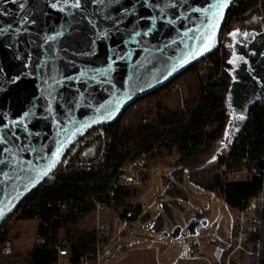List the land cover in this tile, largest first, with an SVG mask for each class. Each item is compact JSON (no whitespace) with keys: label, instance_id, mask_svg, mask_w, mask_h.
<instances>
[{"label":"water","instance_id":"obj_1","mask_svg":"<svg viewBox=\"0 0 264 264\" xmlns=\"http://www.w3.org/2000/svg\"><path fill=\"white\" fill-rule=\"evenodd\" d=\"M232 1L218 9L223 0H174L178 7L170 10L164 7L166 0H158L153 10L141 7L140 0H121L136 13L121 20L119 5L87 3L80 11L61 0L65 10L59 12L48 7L49 0H0V12L6 13L0 15V29L5 30L0 35V136L11 127L19 137L8 136L0 143V224L82 134L115 121L135 100L213 52ZM22 2L25 8L20 10ZM109 13L118 30L113 20L105 19ZM207 45L209 50L203 51ZM232 47L237 63L227 93L233 115L228 145L250 109L264 105V31L251 40L236 32ZM28 111L34 115L25 117ZM44 172L47 175L41 176ZM208 224L206 216H194L163 235L177 240L186 230L196 236ZM222 253L218 247L215 257L220 260Z\"/></svg>","mask_w":264,"mask_h":264},{"label":"trees","instance_id":"obj_2","mask_svg":"<svg viewBox=\"0 0 264 264\" xmlns=\"http://www.w3.org/2000/svg\"><path fill=\"white\" fill-rule=\"evenodd\" d=\"M232 57L233 53L225 63V75L230 79H233L237 63ZM218 74V63L207 70L195 63L163 87L135 100L115 121L105 126L109 155L120 164L143 151L150 156L161 149H175L180 157L177 162H187L209 149L226 135L228 122L233 121L227 92L221 89ZM176 85L185 90L186 98L182 105L174 109L166 104L165 98ZM234 138L233 144L226 145L227 154L220 156L223 170L217 171L205 182L197 179L196 173L191 172L186 164L176 162L175 166L181 171L179 179L188 168L191 181L203 191L213 192L222 198L235 210L236 216L247 210L252 199L264 193V106L256 103L250 109L247 121L235 132ZM108 166L114 168L117 165ZM253 166L261 170L260 176L251 173ZM244 170L249 173L246 179L229 178L231 173L237 175ZM142 180L149 183L148 172H142ZM108 186V176L101 171H66L52 182L34 189L20 202L16 209L18 218H38L37 238L45 240L44 243L35 242L26 264H54L57 259L55 244L63 229H66L62 236L68 239L71 264H78L81 255L94 252L97 232L87 230L83 225L87 214L95 209L93 199L104 195ZM132 188L118 189L114 194L115 203L109 206L123 207L124 216L131 211L135 218L141 211V204L125 202L132 194ZM173 188V193L184 194L177 186L173 185ZM61 204H67L66 208H62ZM194 214L197 217L207 216L205 211L195 210ZM255 215L258 222L253 228H258L259 253L255 256L241 254L246 264H264V205ZM8 232L9 226L0 231V244L8 240ZM108 238V235L104 237L105 245Z\"/></svg>","mask_w":264,"mask_h":264},{"label":"rangeland","instance_id":"obj_3","mask_svg":"<svg viewBox=\"0 0 264 264\" xmlns=\"http://www.w3.org/2000/svg\"><path fill=\"white\" fill-rule=\"evenodd\" d=\"M207 70V69H206ZM186 98L185 90L176 85L166 94V104L176 109L183 104ZM233 125V121L228 122L226 135L214 142L211 147L203 153L195 156L187 162H177L180 160L175 149H161L148 157L147 169L150 172L149 183L142 180L132 184V194L126 198L125 202L135 204L140 200L142 204L140 213L137 217H132V212L128 211L124 216L123 207H108L98 216L96 211L87 214L83 227L92 229L100 220L108 227L107 235L109 240L104 247V252L108 249L114 251L118 246L135 241L136 238H151L157 244L171 246L176 252H182L184 238L189 237L190 245H199L201 252L206 253L210 258L214 257L215 249L220 247L228 249L233 243V229L235 225V210L213 192L203 191L196 186L190 179L189 170L197 179L208 180L214 173L223 170L220 166V156L227 154V143L229 141L228 131ZM177 162V163H176ZM182 163L189 167L185 168L183 176L179 179L180 170H176V164ZM230 179H246L248 171H241ZM174 183V184H171ZM173 185L177 186L181 192L173 193ZM147 186V187H146ZM135 187H139L142 193H134ZM264 205V193L252 199L250 206L246 210V217H250L255 212L260 211ZM133 206V205H132ZM205 211L209 224L203 228L196 236H190L186 230L183 231L181 238L173 240L171 237H158L159 232L170 231L173 222L185 226L194 211ZM16 214L10 222L8 240L0 244V264H26L29 253L37 241V229L40 224L38 218L20 219ZM99 218V219H98ZM162 218L164 224L162 229H156L160 225L159 219ZM96 229V228H95ZM94 229V230H95ZM63 229L60 236L64 234ZM105 253H103L104 257ZM184 255V252H183ZM205 256V255H204ZM207 256V257H209Z\"/></svg>","mask_w":264,"mask_h":264},{"label":"built area","instance_id":"obj_4","mask_svg":"<svg viewBox=\"0 0 264 264\" xmlns=\"http://www.w3.org/2000/svg\"><path fill=\"white\" fill-rule=\"evenodd\" d=\"M262 31H264V0H233L225 13L223 24L218 32L217 47L197 63L205 69L218 63L219 74L217 77H221L219 79L221 89L228 93L232 79L225 75V63L227 57L232 54L234 33L240 32L251 40L254 34ZM260 105L264 106L261 103ZM108 124L110 123L94 125L75 140L67 149L56 168L36 188L52 182L62 172L73 170L101 171L108 176L109 186L104 195H100L92 201L95 207L94 211L99 216L110 204L115 203L114 194L118 189L130 187L132 184L140 182L142 172L147 169L149 153L146 151L140 152L118 164L117 160L109 155L108 142L105 137V126ZM234 142L235 138L232 144ZM92 147L94 148L93 153L86 155L85 152ZM109 164L112 166L116 164L117 166L112 168L108 166ZM251 173L260 176L262 172L257 166H253ZM66 206L67 204H61L62 208H66ZM16 214L15 210L12 215L0 224V231L10 224ZM257 222L258 217L255 214L246 217V210L241 211L236 216L233 243L228 249H223L220 260L216 257L210 258L199 254L198 248L190 245L189 237L184 238L182 245L183 257L185 259H201L203 264H246L241 259V254L255 256L259 253L258 228H253ZM95 230L98 236L96 249L92 253L81 255L78 264L101 263L105 247L104 237L107 236L108 227L99 220ZM158 237L162 238L163 234L159 233ZM37 241L40 243L45 242L42 237H38ZM55 247L57 259L54 264H71V251L68 239L61 235Z\"/></svg>","mask_w":264,"mask_h":264},{"label":"crops","instance_id":"obj_5","mask_svg":"<svg viewBox=\"0 0 264 264\" xmlns=\"http://www.w3.org/2000/svg\"><path fill=\"white\" fill-rule=\"evenodd\" d=\"M135 189L136 191H134V193H142L141 188L135 187ZM137 203L141 204L140 200L136 201L135 204ZM143 208L144 206L142 207V209ZM194 216L195 214L193 213L191 217ZM159 221L160 225L156 226L157 230L162 229V224H164L162 223V218H160ZM174 225H176L175 222H173V226ZM95 228L96 226L92 229H85L94 230ZM193 246H196L198 248L199 254L209 256L206 253L201 252L199 245L196 244ZM104 253L105 255L104 257H102V261L100 264H203V260L201 259H185L183 257V249L182 252H176L171 246L166 247L161 245L160 243L157 244L156 241L152 240L151 238L145 237H139L136 238L135 241L122 244L118 246L114 251L112 250V252L110 249H107Z\"/></svg>","mask_w":264,"mask_h":264},{"label":"snow or ice","instance_id":"obj_6","mask_svg":"<svg viewBox=\"0 0 264 264\" xmlns=\"http://www.w3.org/2000/svg\"><path fill=\"white\" fill-rule=\"evenodd\" d=\"M17 0H12V3H16ZM87 3H93V4H97V5H104L105 8H108L112 5H119L121 8H123V13L120 17L121 20H123L124 16H132L135 15V9L133 7V9H129L127 7H125L124 5L121 4V0H108V3H105V0H72V2L69 4V0H63V5L68 6L70 8L76 9V10H80L82 11L85 7ZM229 3V0H223L222 3L218 4L216 7L218 9H223L224 7L227 6V4ZM140 4L141 7H151L153 10H155L158 6V0H140ZM20 10H23L25 8V3L22 2L19 5ZM48 7L52 8L53 10L59 11V12H64L65 8L64 6H61V0H49L48 3ZM165 8H169L170 10H174L175 8L178 7L177 4L174 3V0H166V3L164 5ZM194 11H198L195 10ZM6 14L5 12H0V15ZM164 14V10L161 9V15ZM213 19L216 18L217 13H213ZM21 19H24L25 22H27L26 17H21ZM105 19H111L113 20L114 23V27L117 28L118 30V24L116 23V18L112 17L111 14L109 13ZM141 19H143L141 17ZM155 17H152V20L155 21ZM32 23H35V21H32ZM137 23H139V21H137ZM5 34V30L4 29H0V35H4ZM137 35H139V32H136ZM104 36L107 35V33L103 34ZM145 35H147V33H145ZM211 45H207L203 51H207L209 50ZM198 54H202V53H198ZM230 63L232 61H229ZM2 71V70H0ZM13 83L15 82V79H13L12 81ZM35 107V106H34ZM34 115L33 112L28 111L24 113L25 117ZM240 119H244L243 116L240 117ZM16 124L21 125L23 128H26L27 125L23 122V121H15ZM8 136H11L14 140L15 139H19L17 133L15 131H13V129L11 127L7 128L6 133L4 136H0V143H4L5 140L7 139ZM55 155H59V150ZM51 170V168H49V171ZM47 175V172L41 173V176H45ZM0 215H2V212H0Z\"/></svg>","mask_w":264,"mask_h":264}]
</instances>
